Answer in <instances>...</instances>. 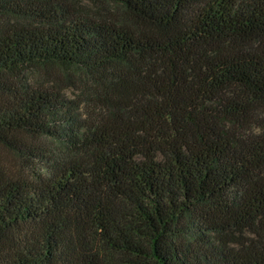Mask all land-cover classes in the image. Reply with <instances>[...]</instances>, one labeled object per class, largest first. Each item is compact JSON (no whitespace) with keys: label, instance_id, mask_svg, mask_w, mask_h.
<instances>
[{"label":"trees","instance_id":"16d2710c","mask_svg":"<svg viewBox=\"0 0 264 264\" xmlns=\"http://www.w3.org/2000/svg\"><path fill=\"white\" fill-rule=\"evenodd\" d=\"M0 264H264V0H0Z\"/></svg>","mask_w":264,"mask_h":264},{"label":"rangeland","instance_id":"374dc122","mask_svg":"<svg viewBox=\"0 0 264 264\" xmlns=\"http://www.w3.org/2000/svg\"><path fill=\"white\" fill-rule=\"evenodd\" d=\"M75 1H82V0H75ZM60 74V73H59ZM57 75V73H55V72H52V76H56ZM68 92V94L71 96V94H72V90L71 89H69V91H67ZM1 154L2 155H4L5 157H7L10 161L12 160L11 158H12V156H11V154L10 153H6V151L5 150H1ZM9 161V162H10ZM12 162V161H11ZM12 165H14V164H16L15 162H12L11 163Z\"/></svg>","mask_w":264,"mask_h":264}]
</instances>
